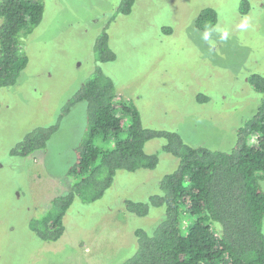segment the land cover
Wrapping results in <instances>:
<instances>
[{
    "label": "rangeland",
    "instance_id": "obj_1",
    "mask_svg": "<svg viewBox=\"0 0 264 264\" xmlns=\"http://www.w3.org/2000/svg\"><path fill=\"white\" fill-rule=\"evenodd\" d=\"M40 1L44 19L23 39L29 64L14 87L0 88V264H123L137 251L136 230L151 233L164 216V208H152L138 217L126 202H147L178 169L179 160L163 151L165 140L145 145L159 158L155 169L119 170L101 199L77 200L57 242L40 240L29 224L76 180L68 172L87 131V104L63 119L47 150L20 158L12 149L34 129L55 124L101 67L117 94L137 106L145 128L177 132L190 146L231 151L263 99L248 77L264 76V0H253L246 15L242 0H136L129 15L116 13L120 0ZM207 8L218 14L209 32L196 24ZM105 28L117 58L99 64L94 49Z\"/></svg>",
    "mask_w": 264,
    "mask_h": 264
},
{
    "label": "trees",
    "instance_id": "obj_2",
    "mask_svg": "<svg viewBox=\"0 0 264 264\" xmlns=\"http://www.w3.org/2000/svg\"><path fill=\"white\" fill-rule=\"evenodd\" d=\"M252 1H241V15L250 12ZM135 2L120 0L116 13L131 14ZM44 14L40 0L0 1V88L14 87L27 68L23 39L42 23ZM217 23L212 8L203 10L196 22L205 32ZM109 40L105 28L94 49L99 64L117 58ZM248 83L263 99L238 129L235 147L224 152L190 146L177 132L145 128L137 106L118 95L113 79L98 67L63 106L55 124L34 129L12 149V156L20 158L47 150L63 119L79 103L87 104V131L68 172L76 180L30 221L31 231L44 242L59 241L66 230L64 219L77 200L90 204L101 199L119 170L155 169L159 158L147 154L145 145L162 139L163 151L179 160L178 169L164 176L159 194L147 202L127 201L126 209L138 217L148 216L152 208H164L165 213L153 232L136 230L137 251L123 264H264V76L252 74ZM252 136L257 139L249 144ZM109 143L113 147L108 149Z\"/></svg>",
    "mask_w": 264,
    "mask_h": 264
}]
</instances>
